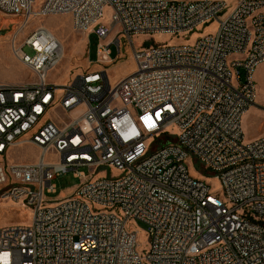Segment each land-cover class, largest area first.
I'll list each match as a JSON object with an SVG mask.
<instances>
[{
    "label": "built area",
    "instance_id": "built-area-1",
    "mask_svg": "<svg viewBox=\"0 0 264 264\" xmlns=\"http://www.w3.org/2000/svg\"><path fill=\"white\" fill-rule=\"evenodd\" d=\"M37 1L0 0V11L22 17L19 30L71 13L76 29L99 37V62L114 61L124 35L137 67L115 85L106 70L59 85L48 81L64 51L55 34L42 24L14 37L34 79L0 82V197L24 200L33 216L0 228V264H264V136L246 140L243 128L264 62V0ZM213 20L216 31L190 43L153 39ZM135 35L151 37L136 45ZM22 144L39 150L37 161H9ZM191 158L216 174L219 194L190 173ZM102 167L110 173L95 177ZM69 171L78 187L48 198Z\"/></svg>",
    "mask_w": 264,
    "mask_h": 264
},
{
    "label": "rangeland",
    "instance_id": "rangeland-1",
    "mask_svg": "<svg viewBox=\"0 0 264 264\" xmlns=\"http://www.w3.org/2000/svg\"><path fill=\"white\" fill-rule=\"evenodd\" d=\"M236 0H229L234 4ZM45 0H38L35 8H39ZM112 11L109 7L105 9V19L109 20ZM22 17L5 15L0 11V82L23 83L34 79L31 71L13 54L12 43L14 37L17 43L26 37L32 30L39 25H45L62 42L64 46V56L62 60L49 71L48 81L65 85L72 78L85 71L106 70L112 85L118 83L121 79L132 74L136 70V60L133 56L132 45L128 37L120 35L121 52L118 53L117 45L111 46V57H115L113 62H99L97 47L100 39L95 34H89L83 30H78L73 25L71 13L45 14L33 18L28 26L21 30L23 25ZM217 21L213 20L199 26L191 33L173 35L167 33L153 34V39L161 44H179L190 43L207 33L215 32ZM151 35H135L136 45H142L146 38ZM153 43L148 40L147 44ZM24 50L32 54L30 47L25 46ZM257 97L256 102L243 118V128L246 140H252L264 136V62L259 64L254 72ZM58 115L66 117L64 112H58ZM171 134L176 133V128L170 130ZM39 150L31 144H22L14 147L10 152V162H35L38 159ZM189 171L192 175H201L212 186V192L219 194L221 187L219 178L216 174L208 171L200 162L191 158L187 161ZM82 170L87 175H91L88 167ZM116 175L119 172L114 171ZM110 173V169L102 167L96 170L95 177ZM81 179L74 176L73 171H69L57 176L53 183L56 184V192H46L50 199H62L70 196L80 184ZM7 185H0V190ZM33 210L24 200L16 201L0 197V228L8 225L30 224L32 222ZM138 243L141 247L147 246L148 235L146 226L143 223L138 224Z\"/></svg>",
    "mask_w": 264,
    "mask_h": 264
},
{
    "label": "bare ground",
    "instance_id": "bare-ground-1",
    "mask_svg": "<svg viewBox=\"0 0 264 264\" xmlns=\"http://www.w3.org/2000/svg\"><path fill=\"white\" fill-rule=\"evenodd\" d=\"M51 32H52V31H51ZM55 36H56V35H55ZM56 37H57V36H56ZM57 38H58V37H57ZM58 39H59V38H58ZM59 40H60V39H59ZM60 42H61V41H60ZM61 43H62V42H61ZM62 45H63V44H62ZM63 48H64V46H63ZM63 54H64V51H63ZM63 56H64V55H63ZM62 58H63V57H62ZM61 60H62V59H61ZM247 112H248V111H247ZM247 112H246V113H247ZM246 113H245V114H246Z\"/></svg>",
    "mask_w": 264,
    "mask_h": 264
}]
</instances>
